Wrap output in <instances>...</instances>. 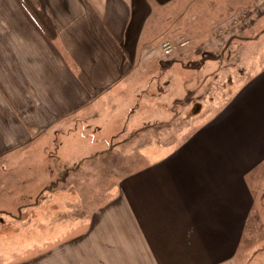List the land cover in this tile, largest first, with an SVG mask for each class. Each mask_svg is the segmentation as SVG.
Instances as JSON below:
<instances>
[{"label": "crops", "instance_id": "obj_1", "mask_svg": "<svg viewBox=\"0 0 264 264\" xmlns=\"http://www.w3.org/2000/svg\"><path fill=\"white\" fill-rule=\"evenodd\" d=\"M256 2L0 0V264H252L242 257L264 214ZM172 39L197 50L165 56ZM120 143L133 152L123 167ZM82 162L99 202L48 216L55 192L90 183L54 186Z\"/></svg>", "mask_w": 264, "mask_h": 264}, {"label": "rangeland", "instance_id": "obj_2", "mask_svg": "<svg viewBox=\"0 0 264 264\" xmlns=\"http://www.w3.org/2000/svg\"><path fill=\"white\" fill-rule=\"evenodd\" d=\"M233 3V2H232ZM245 3V1H241V5H243ZM248 5L247 8L249 7V1H247ZM255 8H264V0H257L256 4L254 5ZM171 17L174 18L173 15H170ZM241 18L244 19V18H248L249 16L246 14L244 15L243 12H241L240 14ZM239 16H233L232 17V23L236 22L238 19ZM205 24V23H204ZM206 26V24L204 26H200V28H204ZM207 29V28H206ZM202 30L200 29L199 31V39H198V42L199 40L200 41H206L207 39V30ZM190 34V32H188V35ZM187 38V37H185ZM175 39V37H174ZM189 39L191 40L190 42L193 43V42H196L195 40L196 39H193L191 37H189ZM172 42H170L173 47H174V50L171 54H165L164 51H163V46L161 48H159L161 51H162V54L165 55V56H173L174 54H179V52L181 50H183V52L186 54H191V53H194L195 50H197L196 46L194 47H189L188 45H186L185 43L183 45H181L180 43H178L177 41L175 40H171ZM176 44V45H175ZM190 44V43H189ZM196 48V49H195ZM205 53V52H204ZM170 97L171 96H166V97H163L162 100L166 103H170ZM135 140L132 141V144H128L126 145L125 147L128 148V151L132 148H135L136 146V143H134ZM120 148H119V155H118V158L116 159H113L112 161H117L119 162V166L121 167L122 165L125 166V165H128L127 164V161H128V156H131L133 154V152L130 154L127 153V148L123 147V143L119 144ZM131 161V160H129ZM81 165H83L82 168ZM84 165L85 163L82 162L80 165H77L75 167H73L72 169H65V170H61L62 167H60V171H62L63 173H60V175H58V179H56V182L54 184L55 187H60L59 189H62V185H66V183H70V182H79V181H82L84 180L85 178H87V182L90 181V183L88 185H86V188H82L80 190H78V188H74L72 190H65V191H57L55 192L56 193V201H54V204L57 205V208L55 209L54 212H51V207H46V211H47V214H50L48 216H57V215H60V216H64V217H68L70 219V216L73 215V213L75 212V209L77 207H79V210L81 212V214H88V212L90 211V208H92V203H98L99 200H100V197H97L96 196V193L100 194V192L98 191V188L100 185L98 184H94L92 183V181H94L95 178L99 179V176L98 175H95V176H91V179H88L89 176H85L83 174V170H84ZM122 166V167H123ZM80 169H83L81 171H79ZM59 168L56 166L53 170H52V174H54V172L56 174H58ZM106 179V176L105 178ZM92 180V181H91ZM104 182V181H103ZM105 183V182H104ZM96 189H95V187ZM107 187V184H104L103 185V190ZM58 189V188H57ZM73 195V196H72ZM71 196L72 200H74L76 202V207L74 206H68V204H66V200H68V198ZM63 200L64 202H61L59 203L57 200ZM49 204H53L51 202V199H49V201L47 202V204L45 205H49ZM86 204V205H85ZM89 206V207H88ZM261 208L264 209V193L261 197ZM41 209V208H40ZM21 213V212H19ZM66 215H70V216H66ZM73 218V217H72ZM59 220V219H58ZM72 220V219H71ZM62 221V219L60 220ZM251 225L253 226V230L251 233L248 234V237H247V246H246V255H244L242 258H244V260H246L245 263H249L251 262L252 264H256L257 262H259V260L257 259L256 261V256L257 255H254L255 253H260V254H264V214H263V219L260 221V223L257 222V224L255 223H252L250 224V227ZM59 226V225H58ZM256 226V227H254ZM263 252V253H261ZM260 256V255H259ZM254 257H255V260H254Z\"/></svg>", "mask_w": 264, "mask_h": 264}, {"label": "built area", "instance_id": "obj_3", "mask_svg": "<svg viewBox=\"0 0 264 264\" xmlns=\"http://www.w3.org/2000/svg\"><path fill=\"white\" fill-rule=\"evenodd\" d=\"M174 50L173 45L170 42L163 44V51L165 54H171Z\"/></svg>", "mask_w": 264, "mask_h": 264}, {"label": "bare ground", "instance_id": "obj_4", "mask_svg": "<svg viewBox=\"0 0 264 264\" xmlns=\"http://www.w3.org/2000/svg\"><path fill=\"white\" fill-rule=\"evenodd\" d=\"M5 238V237H4Z\"/></svg>", "mask_w": 264, "mask_h": 264}]
</instances>
